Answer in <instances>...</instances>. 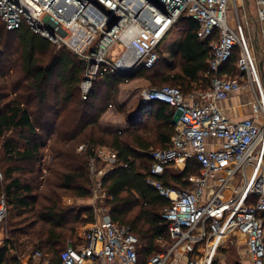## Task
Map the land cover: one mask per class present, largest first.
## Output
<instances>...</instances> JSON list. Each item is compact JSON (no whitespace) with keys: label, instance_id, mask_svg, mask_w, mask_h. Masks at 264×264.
<instances>
[{"label":"built area","instance_id":"1","mask_svg":"<svg viewBox=\"0 0 264 264\" xmlns=\"http://www.w3.org/2000/svg\"><path fill=\"white\" fill-rule=\"evenodd\" d=\"M230 2L0 0V18L8 30L26 27L79 56L85 64L80 84L84 100L95 81L108 72L131 75L141 68L153 69L161 59L163 42L182 16L198 22L200 38H214L210 69L215 75L210 87L189 95L173 85L148 88L143 93L150 106L166 103L177 113V131L169 146L148 152L152 164L147 177V182L170 200L162 217L169 222L172 243L146 264H213L215 244L211 242L230 230L244 236L252 264H264V86L245 28H235L229 22ZM257 4V19L263 23L264 0H257ZM117 43L124 49L113 59L111 49ZM237 48L242 79L219 76L221 66ZM248 86L254 96L252 116L233 121L220 103ZM84 147L81 145L79 151ZM191 159L201 168L200 174L190 177L191 188H172L157 179L167 167L184 169ZM98 161L104 165L97 166ZM117 161V152L105 146L91 159L94 198H108L103 179ZM94 214L81 242H70L62 251V264H141L140 241L131 226L115 222L106 205H99ZM7 216L8 202L2 195L0 247L9 237ZM22 264L50 261L36 250L32 260Z\"/></svg>","mask_w":264,"mask_h":264},{"label":"trees","instance_id":"2","mask_svg":"<svg viewBox=\"0 0 264 264\" xmlns=\"http://www.w3.org/2000/svg\"><path fill=\"white\" fill-rule=\"evenodd\" d=\"M177 22L175 30L183 31L177 48L179 66L168 74H157L168 83L164 85L180 87L189 95L211 85L215 75L210 69L214 38H200L199 24L193 18L182 16ZM55 47L26 27L8 30L0 18V198L6 196L9 214V237L0 247V264L31 261L36 250H41L50 264H62L61 253L67 242L73 241L76 227L68 222L70 213L61 204V191H74L78 198L91 196L90 161L102 146L118 154L117 163L103 179L108 198L102 205L108 206L115 222L131 226L140 241V263L146 264L161 253L157 242L172 241L169 222L162 217L170 200L150 185L147 177L152 164L148 152L168 147L177 131L176 109L154 103L141 114L140 106L129 114L128 129L109 131L99 119L106 107L114 105L115 92L109 94V103L104 106L96 98L95 86L104 80L116 91L121 83L157 68L162 54L153 69L141 68L131 75L108 72L99 77L84 100L80 89L84 62L69 49L55 51ZM239 56L237 48L225 64L237 66ZM139 115L142 117L136 119ZM147 115L153 118L152 126L145 122ZM81 145L85 147L79 151ZM48 157L52 160L46 164ZM103 165L97 162V166ZM172 167L157 179L180 190L191 188L190 177L201 170L193 159L182 171ZM39 178L44 182L42 192L36 184ZM93 211L88 208V216L76 214L74 219L92 222ZM213 264L219 262L214 260Z\"/></svg>","mask_w":264,"mask_h":264},{"label":"rangeland","instance_id":"3","mask_svg":"<svg viewBox=\"0 0 264 264\" xmlns=\"http://www.w3.org/2000/svg\"><path fill=\"white\" fill-rule=\"evenodd\" d=\"M178 23V22H177ZM176 25H174L171 31H174ZM174 29V30H173ZM178 30V29H177ZM169 32L168 37H166L165 41L163 42L162 46V60L160 61L157 68L151 71H144V76L139 77L136 79L131 80L127 83H121L116 91H113L111 89V85L109 86L107 82L100 81L96 84V98L99 99L101 102H103L104 106L109 103V94H112L113 97V106L106 107L104 113L100 117L99 121L103 128L109 130V131H119V130H126L131 125L128 122L129 114H131L132 111L137 110L136 107L139 102H141V94L143 95L144 92L148 88L153 87H159L164 84H168L167 82H164L161 80V76L157 73L160 72H166L168 74L169 71L174 67L177 68L180 63V57L177 54V48L180 43V40L182 39L183 33L178 31H174L173 33ZM170 35V36H169ZM61 48H56L55 51H58ZM124 46L122 44L117 43L111 51L113 52V59H116L121 52L123 51ZM147 76H152L154 79L153 81L149 80ZM156 84V85H155ZM146 109V108H145ZM144 109V110H145ZM146 111V110H145ZM142 116H137L136 119H140ZM146 118V124H149L152 126L153 118L150 119V117L147 115ZM135 119V122H137ZM148 120V121H147ZM144 124V123H143ZM9 136H12V133L10 132L8 134ZM17 135V133L15 134ZM157 148V147H156ZM52 160L51 157L46 158V164H48ZM172 169L176 171H182L184 170L181 166H173ZM47 171H44V177L48 176ZM1 179V178H0ZM43 179L39 178V180L36 181V184H40V190L39 192H42L44 189L43 186ZM95 185V184H94ZM93 183L91 182L90 188L93 189ZM234 187H237V183L234 184ZM64 192V196L62 197L61 204L63 208L66 209V212L70 213L67 215L69 224H73L75 226V234L73 241H68L67 245L70 242H74L75 244L80 243L82 240V237L85 234V231L90 226L91 222H83V221H77L75 220V215L79 214L82 218L84 216H88V213L85 212L86 209L92 208L95 210V208H98L99 205L103 204L102 199H96L94 198V192L92 190L91 196L87 198H78L74 195V191L68 190V191H61ZM100 195L102 194V191L99 192ZM41 202V200H39ZM43 202V199H42ZM94 212V211H93ZM9 220V214L6 219V227L8 225ZM210 242V241H209ZM172 242H169L167 240H162L157 242L158 244V251L163 252L166 251L170 244ZM208 243V242H207ZM246 241L243 239L242 235L238 233L235 230H230L226 232L221 239L218 241L211 242L212 245H214V260L218 261L219 264H248L247 263V254H246ZM66 245V244H65ZM64 248V247H63Z\"/></svg>","mask_w":264,"mask_h":264},{"label":"crops","instance_id":"4","mask_svg":"<svg viewBox=\"0 0 264 264\" xmlns=\"http://www.w3.org/2000/svg\"><path fill=\"white\" fill-rule=\"evenodd\" d=\"M258 4L257 0H231L228 6V19L230 24L238 28L244 27L247 35L250 38V43L253 47L257 63L259 65V76L264 86V22L261 23L257 19ZM178 31V30H174ZM174 31H171L173 33ZM183 33V31L179 30ZM170 33V35H171ZM169 35V36H170ZM183 36V35H182ZM168 37V36H167ZM163 46V45H162ZM233 63L223 64L219 70V76L223 77H239L242 79V72ZM245 81V80H244ZM254 100L253 90L251 86L245 87L242 90L233 93L228 99L223 100L220 106L224 114L233 121H240L246 117L252 116V103ZM138 106L143 110L150 109V104H147L141 94V102ZM137 108V107H136ZM243 239L244 236L242 235ZM246 244V243H245ZM247 263L252 264L250 255L247 252ZM180 258L181 254H177ZM179 264H184L180 262Z\"/></svg>","mask_w":264,"mask_h":264},{"label":"water","instance_id":"5","mask_svg":"<svg viewBox=\"0 0 264 264\" xmlns=\"http://www.w3.org/2000/svg\"><path fill=\"white\" fill-rule=\"evenodd\" d=\"M123 75H126V74H123ZM177 122V120H175V123Z\"/></svg>","mask_w":264,"mask_h":264}]
</instances>
